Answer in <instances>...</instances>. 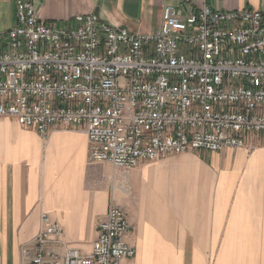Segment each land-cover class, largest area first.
Returning <instances> with one entry per match:
<instances>
[{"label": "built area", "instance_id": "1", "mask_svg": "<svg viewBox=\"0 0 264 264\" xmlns=\"http://www.w3.org/2000/svg\"><path fill=\"white\" fill-rule=\"evenodd\" d=\"M38 133L78 129L89 160L129 171L141 163L220 153L264 136V11L163 0L160 29L131 32L93 12L47 21L33 0H16V22L0 33V119ZM126 213L112 204L88 254L60 243L44 214L24 264H121Z\"/></svg>", "mask_w": 264, "mask_h": 264}, {"label": "crops", "instance_id": "2", "mask_svg": "<svg viewBox=\"0 0 264 264\" xmlns=\"http://www.w3.org/2000/svg\"><path fill=\"white\" fill-rule=\"evenodd\" d=\"M47 21L97 13L141 34L160 29L163 0H33ZM196 7L264 11V0H194ZM16 22V0H0V33ZM112 204L127 215L136 256L121 264H264V136L220 153H185L129 171L89 160L78 129L49 140L0 119V264H24L22 249L42 217L63 237L50 250H92Z\"/></svg>", "mask_w": 264, "mask_h": 264}, {"label": "water", "instance_id": "3", "mask_svg": "<svg viewBox=\"0 0 264 264\" xmlns=\"http://www.w3.org/2000/svg\"><path fill=\"white\" fill-rule=\"evenodd\" d=\"M39 1H40V3H42L43 0H39Z\"/></svg>", "mask_w": 264, "mask_h": 264}, {"label": "rangeland", "instance_id": "4", "mask_svg": "<svg viewBox=\"0 0 264 264\" xmlns=\"http://www.w3.org/2000/svg\"><path fill=\"white\" fill-rule=\"evenodd\" d=\"M112 165V164H111ZM113 166V165H112ZM118 170V169H117Z\"/></svg>", "mask_w": 264, "mask_h": 264}]
</instances>
